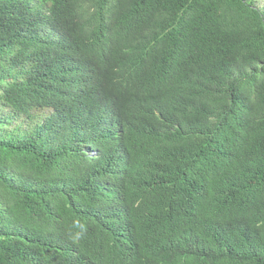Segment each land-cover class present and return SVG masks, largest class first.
Masks as SVG:
<instances>
[{"label":"trees","instance_id":"1","mask_svg":"<svg viewBox=\"0 0 264 264\" xmlns=\"http://www.w3.org/2000/svg\"><path fill=\"white\" fill-rule=\"evenodd\" d=\"M1 110L0 264H264V0H0Z\"/></svg>","mask_w":264,"mask_h":264},{"label":"rangeland","instance_id":"2","mask_svg":"<svg viewBox=\"0 0 264 264\" xmlns=\"http://www.w3.org/2000/svg\"><path fill=\"white\" fill-rule=\"evenodd\" d=\"M5 112H3V110L0 111V130L2 128V133L3 135H5V137H7V133H8V128H9V123H10V116L8 118H4L5 120H2V115H4ZM12 130V129H11ZM9 133L11 134V131H9Z\"/></svg>","mask_w":264,"mask_h":264}]
</instances>
